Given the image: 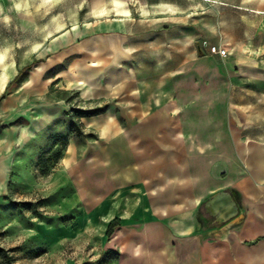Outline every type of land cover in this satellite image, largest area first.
Listing matches in <instances>:
<instances>
[{
    "label": "rangeland",
    "instance_id": "374dc122",
    "mask_svg": "<svg viewBox=\"0 0 264 264\" xmlns=\"http://www.w3.org/2000/svg\"><path fill=\"white\" fill-rule=\"evenodd\" d=\"M124 1L131 15L119 31L105 30L118 18L113 0L0 2V50L7 48L18 66L0 89V264L135 263L129 244L136 240L130 224L136 211L129 193L121 195L136 187L130 180L136 162L130 163L122 145L116 163L99 155L108 135L92 126L104 117L123 120L119 105L133 87L144 98L161 96L162 109L175 95L173 70L185 76L186 95H192L189 80L199 74V92L213 84L223 109L228 101V125L242 133L251 125L253 136L264 140V0ZM102 3L110 12L98 18L95 6ZM98 38L111 53L96 66ZM120 43L129 47L118 49ZM82 52L88 54L85 69L96 70L91 75L97 79L109 65L124 63L117 88L105 82L93 93L96 87L83 77L85 84L76 85L91 96L73 88L82 76L74 62ZM96 109L106 112L102 120L83 123L81 116ZM134 132L139 138L163 136L161 130ZM124 133L118 129L113 136L122 139ZM154 158L161 170L160 154ZM114 192L115 200L103 204Z\"/></svg>",
    "mask_w": 264,
    "mask_h": 264
},
{
    "label": "crops",
    "instance_id": "0c3cea01",
    "mask_svg": "<svg viewBox=\"0 0 264 264\" xmlns=\"http://www.w3.org/2000/svg\"><path fill=\"white\" fill-rule=\"evenodd\" d=\"M94 41L97 60L92 64L99 66L111 50L104 40ZM116 47L123 50L129 45ZM87 56L82 52L74 60L82 76L74 80L73 88L82 90L85 98L86 94L91 96L90 90L76 85L82 77L96 87L93 93L105 82H113L111 88H117L127 71L124 63L109 65L97 79L96 70L85 69ZM171 78L175 95L168 97L162 109L161 96L151 92L144 98L135 95L131 86L132 91L124 92L127 99L119 105L123 120L116 115L92 122L108 135L101 139L99 155L116 163L123 154L119 152L122 145L130 163L136 162V173L130 176L136 187L121 195L129 193V206L136 211L135 215L130 213L131 232L136 235L129 244V253L136 258L133 264H264V140L253 136L251 125L244 129L249 133L228 125V101L220 115L221 108L215 104L217 93L203 90L199 94V74L189 80L194 82L189 91L192 95L182 90V73L173 70ZM154 82L148 88L152 89ZM164 86L169 85L157 89ZM93 96L98 101L102 97ZM105 114L96 109L81 120H102ZM118 129L126 130L123 140L113 136ZM138 130H161L163 136L139 138L134 132ZM219 130L224 131V139L215 137ZM159 154L161 170L154 166V156ZM106 197L105 205L112 203L117 193ZM138 214H143L144 220H138Z\"/></svg>",
    "mask_w": 264,
    "mask_h": 264
},
{
    "label": "bare ground",
    "instance_id": "6f19581e",
    "mask_svg": "<svg viewBox=\"0 0 264 264\" xmlns=\"http://www.w3.org/2000/svg\"><path fill=\"white\" fill-rule=\"evenodd\" d=\"M113 1H114V9H113V11L116 12L115 16H117L118 18H116L112 22L110 21V23L107 24V28L108 29L123 30V29H125L124 20H126V19H124V17L130 16L131 15V10H130V8H128L126 6V1H124V0H113ZM0 2H1V0H0ZM20 2H21V0H16L17 4H19ZM168 8L165 7L164 9H168ZM109 12H110L109 9L105 6L104 3L97 4V6H95V15L98 18L103 17L105 14H108ZM143 13L145 14V13H147V11L143 10ZM77 28H78V26H74L73 27L74 30H76ZM38 45H39V43L36 42L35 43V48H37ZM17 71H18L17 62L13 58L9 59L8 49L6 48L4 50H0V89L1 90H3L8 85V83L15 77ZM78 84H85V81L84 80H79ZM214 88L215 87H214L213 84H209L206 87V92L207 91H210V92L214 91L215 92ZM201 92H203V89H202ZM201 92H200V95H202ZM222 103L223 102L222 101L219 102V100L215 102V104L218 107V109L221 108L218 111L220 113V115L223 112ZM215 137H219L220 139H224L225 138L224 131L223 130H219L217 132V135H215Z\"/></svg>",
    "mask_w": 264,
    "mask_h": 264
},
{
    "label": "built area",
    "instance_id": "2783aa9c",
    "mask_svg": "<svg viewBox=\"0 0 264 264\" xmlns=\"http://www.w3.org/2000/svg\"><path fill=\"white\" fill-rule=\"evenodd\" d=\"M213 51L218 53V54H224L225 51L223 49H218L217 47H213Z\"/></svg>",
    "mask_w": 264,
    "mask_h": 264
}]
</instances>
